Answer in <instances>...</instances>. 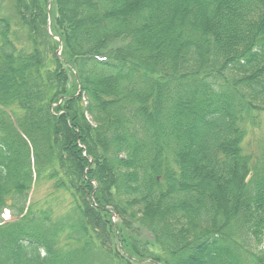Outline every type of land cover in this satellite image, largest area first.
<instances>
[{
    "label": "trees",
    "instance_id": "trees-1",
    "mask_svg": "<svg viewBox=\"0 0 264 264\" xmlns=\"http://www.w3.org/2000/svg\"><path fill=\"white\" fill-rule=\"evenodd\" d=\"M263 128L264 0H0V264H264Z\"/></svg>",
    "mask_w": 264,
    "mask_h": 264
},
{
    "label": "rangeland",
    "instance_id": "rangeland-1",
    "mask_svg": "<svg viewBox=\"0 0 264 264\" xmlns=\"http://www.w3.org/2000/svg\"><path fill=\"white\" fill-rule=\"evenodd\" d=\"M263 131H264V128H263V130L261 131V130H256V131H253V132H251L249 135H248V137H247V139H246V143H248L249 144V148L254 152V153H256L257 152V149H258V147L260 146V144H261V142H262V140H263ZM33 197H37L38 195H39V193H35V192H33ZM7 213H5L4 214V216H5V219H8L9 218V216L8 215H6Z\"/></svg>",
    "mask_w": 264,
    "mask_h": 264
}]
</instances>
